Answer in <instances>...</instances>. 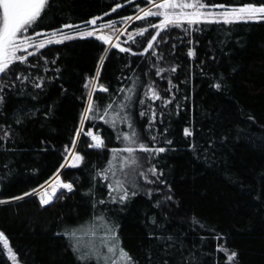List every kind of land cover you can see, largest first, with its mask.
I'll return each mask as SVG.
<instances>
[{"label":"trees","instance_id":"trees-1","mask_svg":"<svg viewBox=\"0 0 264 264\" xmlns=\"http://www.w3.org/2000/svg\"><path fill=\"white\" fill-rule=\"evenodd\" d=\"M155 1L48 0L27 34L76 33L95 18L125 22ZM162 21L133 20L128 29L137 34L122 44L129 51L80 35L35 49L0 74V233L15 264H81L64 233L93 229L89 240L100 243L105 229L95 230L97 223L115 231L135 264H227L231 252V264H264V20ZM91 80L93 112L77 135ZM149 88L160 99L145 96ZM109 104L110 117H127L121 125L99 118ZM89 130L100 133L103 147L92 146ZM133 130L135 142L125 141ZM125 142L142 165L134 183L123 184L129 195L121 203L107 170ZM141 144L153 151H139ZM73 147L82 161L63 168ZM58 173L73 191L42 205L35 192ZM0 264H13L2 241Z\"/></svg>","mask_w":264,"mask_h":264},{"label":"snow or ice","instance_id":"snow-or-ice-1","mask_svg":"<svg viewBox=\"0 0 264 264\" xmlns=\"http://www.w3.org/2000/svg\"><path fill=\"white\" fill-rule=\"evenodd\" d=\"M48 0H0V74H5L10 66L16 62H25L27 60V56L19 55L18 53L21 50H26L27 48L32 46V38L25 36L24 33L28 31V29L37 21V19L41 16L42 11L45 9ZM205 7L204 4L197 2L192 3H170L169 0H165L164 3H160L157 5L158 9H180L179 12H172L169 13L168 11H152L147 10L143 11V17L148 16H162L163 21L160 27H168V26H179L181 22L186 20L188 24L197 23L203 17L204 13L200 10ZM183 9H192L191 12H185ZM141 16H137L136 19L143 18ZM221 17L224 22L232 23L234 21H244V20H255L257 18L264 19V6H253L248 5L245 7L239 8H232L224 11L221 13ZM131 19V18H129ZM89 23L95 25L96 20H92ZM68 27V26H65ZM103 27H111V25H103ZM156 27V26H154ZM37 35H40L37 33ZM52 37L57 36L56 32L50 34ZM61 39L56 40V43H60L63 40L72 39V36L64 35L62 32L60 33ZM83 36H94L96 35L95 30L88 31L82 33ZM99 39L105 41L106 43L110 42V37L106 35H101L98 37ZM153 40L156 39L155 36L152 37ZM48 43H53L52 39H48ZM152 43L148 44V48H152ZM45 47V44L41 42L38 45V48ZM115 47L119 48L120 51L125 52L129 51V49L121 48L119 44H116ZM33 53L28 52V55H32ZM103 63V59H101V64ZM175 71V69H172ZM159 74V73H157ZM97 77L99 76V72H97ZM89 85L95 89L96 81L91 80L89 81ZM39 87L40 85H36ZM216 88H219L220 85L216 84ZM103 91H107L106 88H101ZM120 91H124L121 89ZM129 92H132V89H128ZM145 96H149L152 100L160 99V96L156 93V91L152 88H149L148 91L144 93ZM126 99L130 100L131 97L128 96ZM141 103H143L141 101ZM93 102H92V95L89 93L88 97V105L85 109L84 115L82 119H88L89 113L93 112ZM126 105H119V108L123 110ZM112 105L109 104L106 106V110L104 115L100 116V119H104V116L108 115L107 109H111ZM144 115V113H141ZM119 118V112L115 114V117L111 121L112 126L115 127L116 119ZM127 117L120 118V122H124ZM152 119H155V114H152ZM108 122V121H106ZM129 128H132L131 123L128 124ZM79 135V133H77ZM88 136L92 138L95 142L92 146L96 148H100L103 146V140L100 136L94 135L92 132L87 133ZM185 135L190 136L192 133L185 129ZM136 136L135 130L132 131V134L129 135L127 133H123L122 137L125 141L128 142H135L134 138ZM170 143V142H169ZM139 149L144 152L153 151L145 147L143 144L139 145ZM127 153L131 154L134 153L136 150L128 147L124 149ZM157 152H164V148L156 149ZM120 150H113L114 157L119 156ZM82 157L79 155L72 156L73 164L72 166H76L81 161ZM126 164L127 158H124ZM136 161L132 160L130 163L134 164ZM67 163V162H66ZM107 171H111L109 168ZM150 172L155 175V169H149ZM103 175L104 179H108V176L105 173H100ZM108 187L112 188L111 185ZM57 188L67 189L69 191L72 190V185L68 183H57L55 187H53L51 193H41L40 194V201L42 205H47L50 203L51 198L55 196ZM112 192L122 193L119 196V200L121 203L124 202L128 198V191L124 187L123 183L117 180L115 182V187L112 188ZM136 193L133 192L132 195ZM28 195V194H25ZM110 199L113 201L116 200L115 196H112V193H109ZM22 197H17L16 199H21ZM103 203V201H101ZM102 219V218H98ZM154 222V221H153ZM105 228V236L101 239L100 244L97 245L94 241L88 240L85 241L83 236L78 235V233L82 232L84 235L95 236V231L89 228H78L73 229L72 231H66L64 233L65 236H68L70 241L73 242V251L77 253V259L81 262V264H135L132 261L130 255L124 251L123 248L119 245V238L116 236L115 231L108 227L106 224L104 225ZM160 239V238H158ZM171 239V237H168ZM0 241L3 243V248L8 250V255L15 264L16 256L12 253L11 248L9 247V242L7 238L4 236L3 233H0ZM222 252L227 253L228 250L221 247L219 249ZM235 252H231L230 254L226 255V262L227 264H231V262L236 257Z\"/></svg>","mask_w":264,"mask_h":264},{"label":"rangeland","instance_id":"rangeland-1","mask_svg":"<svg viewBox=\"0 0 264 264\" xmlns=\"http://www.w3.org/2000/svg\"><path fill=\"white\" fill-rule=\"evenodd\" d=\"M164 2H165V0H158V1L152 2L149 7L144 9V11H147V10L168 11L169 13L179 12L180 11V9H158L157 5H159L160 3H164ZM169 2L170 3L179 4V3L197 2V0H169ZM245 6H248V5H245ZM245 6H240V7H245ZM257 7H259V6H257ZM236 8H239V7H236ZM228 9H232V8H227V7H224V6H217V7L216 6L215 7H206L205 6L203 9L200 10L201 12L204 13V15L200 19V21L224 22L222 17H221V13H223L224 11H226ZM183 11L191 12L192 9H183ZM138 15L143 17V11L141 10L138 13ZM138 15H136L135 17H133L131 19H128L125 22H116V23H107V22H103L99 18H95V19H92V20H96V24L95 25L89 23L87 25L86 29H83V30H81L79 32H76V33L75 32L74 33L70 32L71 30H69V28H65L63 31H54V32L57 33V36H55V37H52L50 35L53 32H50V33H39L40 35H37V34L28 35L27 32H26V33H24V35L32 38V41H31L32 42V46L27 48L26 50H21V52L18 53V54L19 55L22 54V55L26 56L28 54V52H32L35 49H39L38 45L41 42H43L45 44V46L50 45V44H57L55 41L61 39V35H60L61 32L64 35H69V36H72L74 38V37L82 35V33H84V32L93 31V30H95L96 35H94V36H86V37H99L101 35H106V36H109L111 38L110 42H108V43H106L104 41L107 44L108 48H113V47H115L116 44H119L120 47L123 48L122 44L125 43L126 41L132 39L137 34L136 31H131V30L128 29V27L131 24V22L136 19V17ZM162 19H163V17H162ZM255 20H264V19L257 18ZM244 21H246V20H244ZM234 22H237V21H234ZM109 24L111 25V27H103V25H109ZM48 39H52L54 42L53 43H48L47 42ZM64 41H66V40H63L62 42H64ZM115 48H117V47H115ZM96 89H97V86H95V89L91 86V91H90L91 95L94 93V91ZM114 117H115V114H114ZM113 118L108 115L106 118L103 119V121L105 123H107V124L110 123L112 125L111 121L113 120ZM106 121H108V122H106ZM85 122H86V119H83L82 125H81L80 130H79V134L84 133ZM116 123L118 125H121L120 117L116 119ZM88 132H92L94 135H98V136L101 137L100 133L95 132L93 130H89V131L85 132L86 136H88L87 135ZM88 137L91 139L92 143L94 144L95 142L92 140V138L90 136H88ZM102 140H103V138H102ZM125 144H126L125 147L122 150H120L119 156L114 157L113 160H112V163L110 165L111 171L109 172V178L114 183L112 188L115 187V182L117 180H119L123 184L125 183V181H126V183L133 184L134 183V180H133L134 179V175L132 173L134 172V170H136V168H140L141 165H142V160H141L142 158L140 156L142 154H140L137 151H135L134 153H131V154L127 153L126 151H123L124 149L129 147L128 146L129 143L125 142ZM103 145H104V140H103ZM138 150L141 151L139 148H138ZM74 155H78V154L75 153V148L73 147L71 149L69 155H68L67 160H66L67 163L65 162L63 168H68V167L72 166V164H73L72 156H74ZM124 158H127V162H128L127 164H126ZM132 160H135L136 162L134 164L130 163ZM81 161H82V159H81ZM81 161L79 162V164L81 163ZM78 165H76V166H78ZM141 174H142V176H144V172L143 171L141 172ZM57 183H66L60 177V173L55 175L48 183H46L41 188H39L35 193L40 198V194L41 193H50L51 189H53V187H55L57 185ZM68 184H70V183H68ZM64 191H68V190L67 189H63V188H59L57 190L58 196ZM56 198L52 197L50 203L54 202L56 200ZM104 225L105 224H103V223H97L95 225V230L101 231V230L105 229ZM80 236H83V239L85 241L89 240L88 235H84L82 233ZM96 244L98 245L100 243H96Z\"/></svg>","mask_w":264,"mask_h":264},{"label":"water","instance_id":"water-1","mask_svg":"<svg viewBox=\"0 0 264 264\" xmlns=\"http://www.w3.org/2000/svg\"><path fill=\"white\" fill-rule=\"evenodd\" d=\"M59 188H57V190H58ZM73 191V189L70 191V192H72ZM52 192V189H51V191H50V193ZM58 196V194H57V191H56V194H55V196H53L54 198H56Z\"/></svg>","mask_w":264,"mask_h":264}]
</instances>
